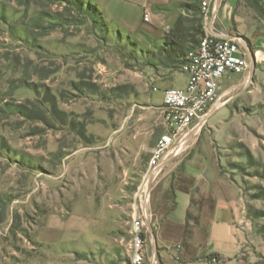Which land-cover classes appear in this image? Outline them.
Masks as SVG:
<instances>
[{"label":"rangeland","instance_id":"rangeland-1","mask_svg":"<svg viewBox=\"0 0 264 264\" xmlns=\"http://www.w3.org/2000/svg\"><path fill=\"white\" fill-rule=\"evenodd\" d=\"M224 3L249 68L222 86L186 157L211 152L241 238L234 258L196 264H264V0ZM185 21L199 30L197 15ZM162 52L84 0H0V264H129L135 196L164 131L152 86L175 67ZM164 172L155 223L172 202Z\"/></svg>","mask_w":264,"mask_h":264},{"label":"crops","instance_id":"crops-1","mask_svg":"<svg viewBox=\"0 0 264 264\" xmlns=\"http://www.w3.org/2000/svg\"><path fill=\"white\" fill-rule=\"evenodd\" d=\"M84 1L94 5L104 22L118 32L138 36L148 42L156 41L162 48L165 35L178 17L183 19V28L188 34L197 32L188 27L185 18L191 14L198 16L200 0ZM227 12L229 8L224 3L218 12V24L227 34L234 35L226 28ZM144 15H147L148 21H144ZM200 32L195 34L194 40L187 39L181 44L184 56L198 45ZM162 53L168 59V54ZM171 55L174 57V54ZM183 58L177 61L169 59L175 67L169 65L162 68L158 73L160 76L154 79L156 84L152 88L158 90H152V94L159 105L163 106L162 94L165 89L185 87L187 77L180 70ZM231 76L224 77L221 86L224 87ZM186 156L187 153L180 160H173L164 170L161 185H166L172 195L171 207L156 223L150 217L147 224V254L153 253L157 264H196L209 254L230 260L238 254L241 238L237 227V200L230 197L228 192L224 196L222 177L218 174L211 152L196 148L190 156ZM204 228L206 245L203 242Z\"/></svg>","mask_w":264,"mask_h":264},{"label":"built area","instance_id":"built-area-1","mask_svg":"<svg viewBox=\"0 0 264 264\" xmlns=\"http://www.w3.org/2000/svg\"><path fill=\"white\" fill-rule=\"evenodd\" d=\"M223 5L224 0H200L199 42L185 54L180 66L187 83L183 88H167L162 94L164 131L153 147L135 196L137 212L131 221L129 264H157L155 255L147 254V224L152 217L150 197L154 184L170 162L185 155L193 137L223 105L221 80L230 75H244L249 68V52L242 39L227 34L218 24V12ZM144 21H148L147 15Z\"/></svg>","mask_w":264,"mask_h":264},{"label":"trees","instance_id":"trees-1","mask_svg":"<svg viewBox=\"0 0 264 264\" xmlns=\"http://www.w3.org/2000/svg\"><path fill=\"white\" fill-rule=\"evenodd\" d=\"M95 7V6H94ZM197 30L196 33L193 35H190L187 33V31L183 28V19L178 17L176 20L174 26L170 29V31L165 35L164 38V46H163V52H166L168 54V59H174L175 61L183 58L184 56V49H181V44L185 42V40H194L195 34L200 32ZM171 54H174V57H172ZM216 258H218L216 255H214Z\"/></svg>","mask_w":264,"mask_h":264}]
</instances>
